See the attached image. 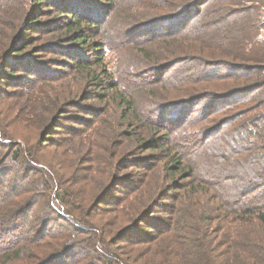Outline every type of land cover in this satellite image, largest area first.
Returning a JSON list of instances; mask_svg holds the SVG:
<instances>
[{
	"label": "rangeland",
	"instance_id": "1",
	"mask_svg": "<svg viewBox=\"0 0 264 264\" xmlns=\"http://www.w3.org/2000/svg\"><path fill=\"white\" fill-rule=\"evenodd\" d=\"M211 2L215 7L219 0ZM175 4L0 0V132L9 137L4 140L8 153L18 150L23 156L22 165L4 176L0 202L4 193L14 195L15 208L25 213L29 225L23 238L43 229L41 244H53L58 238L49 240L47 233L66 232V225L73 224L109 242L127 229L132 240L113 246L121 264H156L143 257L157 245L152 239L163 237L172 221L199 214L219 262L228 245L245 243L243 234L249 235L250 228H239L213 196L227 205L261 201L260 193L242 192L264 168V76L247 79L231 72L229 63L242 66L241 72L264 69V0L247 11L245 24L236 21L246 31L230 37L225 53L210 46L209 36H203L204 42L187 39L194 14L175 18ZM74 11L98 27L87 31V45L65 39L61 18ZM28 20L36 24L27 25ZM24 43L26 49L12 56ZM91 44L101 52L95 53ZM75 53L85 59L81 68ZM10 56L13 60H6ZM109 80L116 90L107 89ZM236 90L244 94L216 97ZM123 100L131 101L132 109ZM162 121L168 132L158 136L166 150L145 153L141 143L153 138L150 127H161ZM170 148L171 157L183 159L193 176L186 178L185 171L167 178ZM207 181L212 196L200 192L195 196L199 202L188 204L191 198L184 191ZM166 184L167 194L152 191ZM27 252L15 264H33L26 256L40 254ZM78 264L104 263L87 259Z\"/></svg>",
	"mask_w": 264,
	"mask_h": 264
},
{
	"label": "trees",
	"instance_id": "2",
	"mask_svg": "<svg viewBox=\"0 0 264 264\" xmlns=\"http://www.w3.org/2000/svg\"><path fill=\"white\" fill-rule=\"evenodd\" d=\"M175 1L176 4L172 9L173 11H176L174 14L175 18L184 17V15L191 16L194 14L189 22L193 19H195V22L187 27V39L198 38L200 41L204 42L203 36H209L212 40L210 46L217 48L221 53H225V48L231 46V36L233 38L242 37L246 31V26H241V24L236 21H243L245 24L244 18L248 15L247 11L251 8L255 9L253 6L256 4L259 5L262 2V0H219L218 3H214L215 7H213L212 5L210 6V3H212L211 0ZM106 2L109 6H115V0H106ZM180 2L183 4L180 5ZM41 4L42 3L39 5ZM66 8L67 7H64V10H67ZM77 15L76 11H74L71 17L63 16V18H61L62 23L66 27V35H68L65 39L67 42L73 41L74 43L87 45V40L90 38L88 36L89 32L87 31L97 29L98 27L95 26L94 23H89L90 21H87L86 19L88 17H78ZM234 15L240 16L235 17ZM209 17H211V19H209ZM30 20H28L26 24L34 26L36 22ZM204 20L206 21L203 22ZM81 26L85 27L81 28ZM26 46V43H24L21 47L14 49V54L12 56H15L16 53L21 54L26 49ZM90 46L94 47L95 53L101 52V49H98L96 44H91ZM12 58L13 57L11 56L8 58L6 57V60H13ZM76 58L78 59L77 65L81 68L85 59L81 55H76ZM95 61L100 62L98 59H95ZM13 63L14 61L8 62L10 66H12ZM229 64L234 66L232 67L231 72H236L239 76H241V74H246L248 77L247 79L264 76V72L261 73V71L264 70L262 66L254 67V69H247V72H241L240 69H242V66L234 65L232 63ZM104 75L107 78L110 76L106 72ZM12 77L13 74L10 75V78ZM97 82H99V80H97ZM107 89L116 90L115 84L112 80L107 82ZM242 94H244V91L236 90L231 93V95H227V97H216H222L224 100H228L231 97L241 96ZM122 103L127 109H132L131 101L123 100ZM160 125L161 127L151 126L150 128L155 131L153 138L141 143V145H143L141 147L145 149V153L160 154L166 150V143L161 141L164 138L158 136L160 133L168 132L167 129H165V121H162ZM171 126L172 129H174L172 123ZM159 128L161 129L159 130ZM198 133L199 132L194 133L190 138L193 140L197 137L196 135ZM167 136H169V134H167ZM8 138L7 134H2L0 132V188L5 182L4 176L11 175L10 168L15 165L20 167L22 165L21 159H23V156L19 155L20 151L18 150H14L13 153H8L9 147L4 141ZM187 139L189 138H183L185 141H187ZM170 150L171 148L168 149L167 153L169 163L165 166L166 172L168 173L167 178L173 179L176 174L185 171L189 173L186 178L193 176L194 172L192 171V167L188 165L184 167L183 159L179 158L177 155L171 157ZM9 154L11 155L9 156ZM37 171L38 170L35 169V172ZM259 173L260 175H258L255 180H251L247 183L245 187H248L249 190L243 191L242 194L244 192H246L245 195L260 193L259 199H261V201H256L255 203L252 201L244 203L238 202L234 205L229 203L230 205H227L222 202L221 197L216 196L215 194L213 196L216 197L213 198V200H216L218 206L224 208L225 213L236 218L239 228H244L246 225L245 228L249 227L251 230L249 235L245 233L243 234L245 238L244 244H241L238 247H234L235 245L232 247L231 245H228L227 249L229 250L223 261L219 262L217 260L211 236L206 231L207 227L204 226V222L201 221L202 217L198 213L193 219L186 218L183 220V218H179L172 221L171 225H168V227L166 225L164 229L165 231H163L165 232V235L160 239H157L159 238L158 236H155L152 239V242H156L157 245H153L149 248L148 253H145L146 255L143 256L144 260H154L156 261V264H264V168ZM173 182L174 181H171L170 184ZM201 184V182H198V184L194 186L189 185L188 189L184 191L186 198H191L188 204H197L199 200H197L195 196L197 197L200 192L209 198L214 193V191H211L209 188V181L205 182L203 185ZM167 186H169V184L154 185L152 191L163 196L167 194L165 190ZM208 189L211 192L209 191L208 193ZM4 197L5 198L0 202V264L19 263L23 255L28 253V250H39L38 253L40 254L34 255V257L26 256V259L30 260L33 264H78L79 261L87 259L99 260L104 264H121L122 260L120 259V261L117 258V254L113 250L114 243L125 240L128 242V240H132L131 235H129V230L127 229L123 230V233L124 231L126 233L119 234L117 239L115 238L112 241L106 242L105 239L100 240V237L96 235L95 231L94 233H91V231L86 232L80 228H74L73 224L66 225V232H58L55 235H48L47 233L46 237L49 240H51L52 237L58 238L53 244L50 242L45 245L41 244V240H44L42 239V234L45 233L43 229L32 231L30 233L32 234V237L30 238H23L21 234H25L27 227H29V225H25V213H23L22 210H17L15 208L16 201H13L14 199L12 198L14 195L11 196L4 193ZM61 199L63 200V197L59 198L60 202H62ZM152 212L153 211L149 212V216ZM56 215L58 216V214ZM60 216L62 215L59 214L61 220L66 218ZM79 218L80 217L78 216V219ZM66 220L67 219L64 221ZM156 226L158 225L156 224ZM188 229H190V231ZM72 242H83L85 245L84 247L82 246L83 248L81 249L76 244L70 246V243ZM112 252H115L114 254L116 255H112ZM70 258H73V260L69 262L68 260H70Z\"/></svg>",
	"mask_w": 264,
	"mask_h": 264
}]
</instances>
